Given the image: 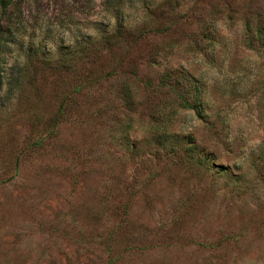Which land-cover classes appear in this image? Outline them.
I'll return each instance as SVG.
<instances>
[{"label": "rangeland", "instance_id": "374dc122", "mask_svg": "<svg viewBox=\"0 0 264 264\" xmlns=\"http://www.w3.org/2000/svg\"><path fill=\"white\" fill-rule=\"evenodd\" d=\"M263 14L0 7V264H264Z\"/></svg>", "mask_w": 264, "mask_h": 264}, {"label": "trees", "instance_id": "16d2710c", "mask_svg": "<svg viewBox=\"0 0 264 264\" xmlns=\"http://www.w3.org/2000/svg\"><path fill=\"white\" fill-rule=\"evenodd\" d=\"M12 1L13 0H0V7H1L2 13H5V10L7 9V7H9L12 4ZM139 3L141 5H144L145 0H139ZM244 27H245L246 32H250L249 26L247 23L245 24ZM6 34H7L6 30L2 26H0V49H1L2 39L5 37ZM246 45L249 48H252L254 45H257L258 48H264V14L261 20L253 28V31H251V34L247 35ZM179 101H180L179 104L181 105V107L191 109L192 111H194L195 114H199L200 105L198 101L188 103L186 102L184 98L180 96H179Z\"/></svg>", "mask_w": 264, "mask_h": 264}]
</instances>
